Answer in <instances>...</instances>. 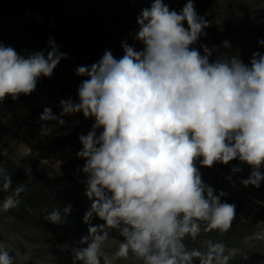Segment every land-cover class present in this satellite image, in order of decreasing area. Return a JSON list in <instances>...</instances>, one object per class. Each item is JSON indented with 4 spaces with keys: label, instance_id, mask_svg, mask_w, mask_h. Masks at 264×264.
<instances>
[{
    "label": "clouds",
    "instance_id": "9594fccd",
    "mask_svg": "<svg viewBox=\"0 0 264 264\" xmlns=\"http://www.w3.org/2000/svg\"><path fill=\"white\" fill-rule=\"evenodd\" d=\"M137 24L135 39L142 50L125 41L121 58L106 50L98 62L78 66L76 74L87 77L78 87L79 102L61 100L59 116L47 107L40 116L41 122L59 125L65 124L64 115L81 112L94 120L87 135L79 136L83 147L77 156L86 160L82 172L91 207L83 217L88 234L73 248V264H113L130 253L143 264H229L238 252L235 248L207 240L204 250H189L183 242L201 233V222L204 231L226 233L236 217L235 205L221 202L223 191L214 195L196 162L211 168L238 159L252 169L240 183L260 187L264 55L254 52L249 64L227 54L210 62L215 48L202 46V55L190 47L209 26L193 0L179 13L163 0H153ZM48 43L47 55L37 51L27 56L0 43V101L31 94L38 79L51 77L67 58L53 38ZM258 43L264 45V40ZM222 46L231 47L227 40ZM50 132L42 124L41 135ZM12 184L11 175L0 167V192H9ZM25 190L19 184L3 198L0 211L18 208ZM71 209L70 204L62 212L53 209L44 219L60 224ZM94 215L104 223L92 225ZM109 230L122 237L112 259L104 247ZM253 239L264 240V232L245 241ZM0 264H14L2 243Z\"/></svg>",
    "mask_w": 264,
    "mask_h": 264
},
{
    "label": "rangeland",
    "instance_id": "374dc122",
    "mask_svg": "<svg viewBox=\"0 0 264 264\" xmlns=\"http://www.w3.org/2000/svg\"><path fill=\"white\" fill-rule=\"evenodd\" d=\"M95 1L100 2L101 7L100 13L97 14V23L104 22L108 26H115L117 30L124 28L135 34L139 30L137 17L142 9L150 8L153 3V0ZM163 2L170 10L179 13L187 0H163ZM193 2L197 14L201 16L195 6V0ZM235 6L238 12L230 21L232 25L230 31L225 30L220 11L215 15L214 21H211L210 28L215 35L214 38L222 36L225 38L223 42L227 40L230 43L231 47L226 49L231 56L236 55L245 64H249L254 52L259 51L264 55V45L258 43L264 40V0H238ZM184 27L187 28L186 22ZM121 38L123 36L119 35V40ZM21 41L23 50L21 55H26L30 43L24 39ZM210 41L209 37L203 35L190 47L203 50L202 46H209ZM122 54L124 55V52ZM113 56L117 58V55ZM101 57L94 62L86 61V66L98 62ZM73 59L75 57L71 55V60ZM60 64H64V61H60ZM77 64L70 62L65 72L64 83L58 91L57 89L51 91L59 80L56 81L53 72L49 78L41 76L31 94H20L16 100L7 96L0 101V155L5 161L3 168L7 174L17 173L16 182L9 191L12 192L19 184H24L26 193L23 198L27 194H36L34 198H39L41 188L47 184L48 191L40 199L43 200L41 206L51 203L56 194L67 192L63 200L64 208L72 199L71 191L76 186L85 184L86 175L82 172V168L86 160L77 156L83 147L79 136L87 135L94 120L85 118L81 112L64 115L62 117L65 121L64 125H59L56 121H40V116L46 107L59 116L62 111L61 100L70 99L73 103L79 102L78 87L87 77L76 74L78 66H85L82 63ZM44 123L51 129L48 135H41ZM97 134L99 135V130ZM196 163L203 182L218 193L223 191L231 199L227 203L235 205L236 217L231 229L226 233L219 230L204 231L205 225L201 222V233L195 239L190 236L184 239L186 247L189 250H204L207 240L214 243L222 242L226 248L238 250L229 264H264V240L245 241L246 237L256 232H264V180L261 181L259 188L241 184L240 181L247 179L252 169L238 159L230 161L227 165L217 162L211 168L200 166L199 160ZM233 167H239L241 171L233 173L231 171ZM260 171L264 173V166ZM229 176L231 180L228 179ZM83 190L86 192V187ZM3 198L0 192V204ZM78 200L71 217L60 224L45 220L44 216L47 213L39 206L30 205V213L26 209L20 214L17 208L7 212L0 211V243L14 257V264H73L72 250L80 246L78 241L88 234V225L84 223L83 217L91 207L89 203L85 208L81 199ZM233 200L235 201L232 202ZM57 206L54 205L50 211L58 209ZM95 221L96 218L93 216L92 225L104 223ZM109 233V239L104 247L109 258L112 259L122 237L117 230H109ZM113 264H143V261L130 253L127 259H115Z\"/></svg>",
    "mask_w": 264,
    "mask_h": 264
},
{
    "label": "trees",
    "instance_id": "16d2710c",
    "mask_svg": "<svg viewBox=\"0 0 264 264\" xmlns=\"http://www.w3.org/2000/svg\"><path fill=\"white\" fill-rule=\"evenodd\" d=\"M237 1L195 0V6L200 11L201 17L209 22V26L204 29L206 33L204 37H209V40H211L207 47L216 49L210 57V62L216 60L221 54L231 56L228 50L222 46L225 38L222 36L214 38L215 35L212 34L210 24L220 11L224 20V28H226V31H230L232 29L230 21L238 12L237 6H235ZM100 11V2L95 0H0V43L14 48L21 55L23 51L21 39H24V41L30 43L29 52L26 55L24 54L25 56L37 51H44L45 55H47V51L50 50L49 38H53L59 51L67 55V58L61 59L64 64L59 62L53 71L56 81L59 80L51 88V91L56 89L58 91L64 83L65 72L70 62H76L78 63L77 65L82 63V65L86 66V61L94 62L97 58L103 56L106 50H110L113 55H117V58H121L123 56L122 52H124L121 45L125 41L137 51L143 49V44L135 39V33L124 28L117 30L115 26H108L104 22L101 24L97 23V14ZM119 35L123 36L121 40H119ZM200 49L199 51L203 55V50ZM71 55H74L76 60H71ZM1 157L0 155V167H4L5 161ZM16 174V172L13 175L10 174L12 175L11 177L14 176L12 178L13 184L16 182ZM85 187L86 184H81L71 191L72 199L68 204L72 206V209L66 219L71 217V212L77 206L79 198L85 208H87L89 203L91 204L83 190ZM47 191L48 185L46 184L41 188L39 198H34L36 194H27L23 198L26 191L21 193L19 196L21 203L17 208L19 209L18 212L21 214L30 205L42 207L41 209L46 213L56 204L58 205L57 208L62 210L63 200L67 192L56 194L51 203L41 206L43 200L40 199L44 197ZM10 192H2V196L5 197ZM219 194L214 190V195ZM220 199L222 203L231 201L226 195L220 197ZM95 218L96 223L99 221L104 222L97 216Z\"/></svg>",
    "mask_w": 264,
    "mask_h": 264
}]
</instances>
